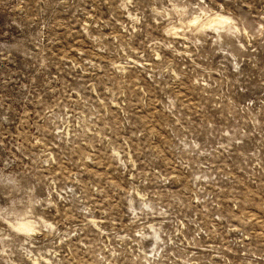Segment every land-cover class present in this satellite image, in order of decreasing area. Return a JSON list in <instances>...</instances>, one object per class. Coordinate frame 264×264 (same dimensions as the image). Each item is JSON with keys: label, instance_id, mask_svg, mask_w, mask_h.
I'll return each instance as SVG.
<instances>
[{"label": "rangeland", "instance_id": "rangeland-1", "mask_svg": "<svg viewBox=\"0 0 264 264\" xmlns=\"http://www.w3.org/2000/svg\"><path fill=\"white\" fill-rule=\"evenodd\" d=\"M0 264H264V0H0Z\"/></svg>", "mask_w": 264, "mask_h": 264}, {"label": "bare ground", "instance_id": "bare-ground-1", "mask_svg": "<svg viewBox=\"0 0 264 264\" xmlns=\"http://www.w3.org/2000/svg\"><path fill=\"white\" fill-rule=\"evenodd\" d=\"M218 19V18H217ZM213 20H215V19H213ZM221 20V22H222V19H221V17L216 21V22H219ZM223 20H225L224 18H223Z\"/></svg>", "mask_w": 264, "mask_h": 264}]
</instances>
